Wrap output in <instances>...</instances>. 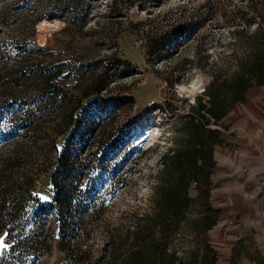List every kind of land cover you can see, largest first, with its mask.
<instances>
[{
	"label": "rangeland",
	"instance_id": "obj_1",
	"mask_svg": "<svg viewBox=\"0 0 264 264\" xmlns=\"http://www.w3.org/2000/svg\"><path fill=\"white\" fill-rule=\"evenodd\" d=\"M113 1L0 0L5 264H107L112 236L126 228L131 211L150 205L173 126L211 79L198 60L223 63L231 53L232 27L218 8L240 0H138L126 13L112 9ZM163 28L170 29L173 43L158 53L146 39ZM183 32L190 39L179 41ZM19 59L26 62L22 67ZM5 67L11 78L2 76ZM46 74L61 91L44 88ZM99 77L108 84L97 91L93 81ZM24 78L33 82L26 86ZM5 87L24 90L7 98ZM70 112L81 116V131L89 128L85 140L75 143L77 151L84 146L82 157L90 153L96 164L107 146L113 149L103 152L105 167L94 172L96 188L79 214L81 226L61 236L53 213L38 206L51 196L49 175L68 141L70 123L63 116ZM197 192L193 184L190 195ZM186 213L187 221L197 216L195 208ZM206 237L217 248L216 264H251L240 252L230 261L222 243L209 231Z\"/></svg>",
	"mask_w": 264,
	"mask_h": 264
},
{
	"label": "trees",
	"instance_id": "obj_2",
	"mask_svg": "<svg viewBox=\"0 0 264 264\" xmlns=\"http://www.w3.org/2000/svg\"><path fill=\"white\" fill-rule=\"evenodd\" d=\"M136 1L114 0L111 8L126 13ZM218 9L219 15L232 27L231 53L223 63L198 60V67L210 72L211 79L190 105L189 112L173 126L170 144L154 173L150 205L143 211H131L126 228L112 236L107 264L217 263V248L206 237L220 215V210L210 202L211 175L216 163L214 148L224 141L225 120L234 106L246 100L251 88L264 86V0L230 1L226 8ZM169 32L170 29L163 28L160 33L147 36V46L160 53L173 43ZM188 39L189 34L181 33L179 41ZM25 63L22 59L17 61L18 67ZM11 71L5 67L2 76L11 78ZM44 77L46 90L61 91L50 82L52 77L47 74ZM31 82L30 78H24L26 86ZM93 83L98 84L97 91L108 84L102 77ZM22 90L24 88L11 91L5 87L1 92L12 98ZM66 120L71 131L52 163L51 196L47 201H40L38 206L44 213H53L56 233L61 236H67V228L81 226L79 214L89 204L96 188L94 172L105 167L103 152L113 149L107 146L96 164L92 163L90 153L82 157L84 146L77 151L75 143L85 140L89 128L85 126L81 131L82 118L73 112L65 113L63 121ZM193 184L198 188L195 197L190 195ZM192 208L197 210V216L187 221L186 212ZM0 264L5 263L0 261Z\"/></svg>",
	"mask_w": 264,
	"mask_h": 264
},
{
	"label": "crops",
	"instance_id": "obj_3",
	"mask_svg": "<svg viewBox=\"0 0 264 264\" xmlns=\"http://www.w3.org/2000/svg\"><path fill=\"white\" fill-rule=\"evenodd\" d=\"M225 123L210 188L220 215L209 232L230 261L240 252L249 263L264 264V86L251 88Z\"/></svg>",
	"mask_w": 264,
	"mask_h": 264
},
{
	"label": "bare ground",
	"instance_id": "obj_4",
	"mask_svg": "<svg viewBox=\"0 0 264 264\" xmlns=\"http://www.w3.org/2000/svg\"><path fill=\"white\" fill-rule=\"evenodd\" d=\"M155 132H159L157 127L152 128ZM158 137V136H157Z\"/></svg>",
	"mask_w": 264,
	"mask_h": 264
},
{
	"label": "built area",
	"instance_id": "obj_5",
	"mask_svg": "<svg viewBox=\"0 0 264 264\" xmlns=\"http://www.w3.org/2000/svg\"><path fill=\"white\" fill-rule=\"evenodd\" d=\"M204 88H205V87H204ZM205 89H206V88H205ZM205 89H204V90H205ZM204 90H203V91H204Z\"/></svg>",
	"mask_w": 264,
	"mask_h": 264
},
{
	"label": "clouds",
	"instance_id": "obj_6",
	"mask_svg": "<svg viewBox=\"0 0 264 264\" xmlns=\"http://www.w3.org/2000/svg\"><path fill=\"white\" fill-rule=\"evenodd\" d=\"M164 130V129H163Z\"/></svg>",
	"mask_w": 264,
	"mask_h": 264
}]
</instances>
